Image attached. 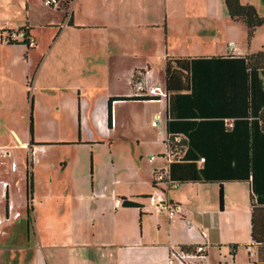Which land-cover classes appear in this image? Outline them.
<instances>
[{
  "label": "crops",
  "instance_id": "obj_1",
  "mask_svg": "<svg viewBox=\"0 0 264 264\" xmlns=\"http://www.w3.org/2000/svg\"><path fill=\"white\" fill-rule=\"evenodd\" d=\"M240 1L264 13V0ZM195 13L205 19L199 28L208 29L211 41L194 51ZM238 25L244 27L230 19L224 0H62L58 7L42 0H0V147L17 164L15 150L25 149L20 176L18 167H9L12 159L0 170V178L9 181L8 188L0 186V218L7 198L20 211L18 218L0 223V264H167L172 246L201 241L202 231L207 264H264V201L252 197L245 174L220 175L209 166L203 178V156L175 164L172 175L181 184L167 194L180 205L183 219L154 210L152 169L163 159L148 156L163 153L165 134L181 128L179 120L170 121L167 98L113 99L108 123V98L133 96L137 69L146 67L152 84L155 62L164 82L168 57L224 55L229 40L238 55L264 46L263 34L259 49L245 45ZM17 29H26L35 46L9 40ZM28 91L32 104L39 99L27 200L31 135H23L18 124ZM15 180L20 195L12 187ZM124 199L137 205H124ZM184 219L192 221L190 229Z\"/></svg>",
  "mask_w": 264,
  "mask_h": 264
},
{
  "label": "trees",
  "instance_id": "obj_2",
  "mask_svg": "<svg viewBox=\"0 0 264 264\" xmlns=\"http://www.w3.org/2000/svg\"><path fill=\"white\" fill-rule=\"evenodd\" d=\"M224 4L230 19L245 26L248 38L258 26L264 27V15L253 4L240 0H224ZM164 86L170 121L179 120L181 126L168 133L183 134L188 140L184 154L170 163L171 177L175 179L173 165L192 163L203 156L201 177L208 176L206 168L209 166H214L220 175L245 174V179L251 183L252 197L255 195L257 202L264 201V46L247 55L168 57L164 64ZM28 96L30 144H34L29 91ZM132 98L153 97H109V125L112 100ZM173 113L177 116H172ZM197 137L208 138V142L200 145L195 142ZM26 173L30 191V171ZM122 203L137 205L126 199ZM29 213L30 205L26 209L27 218Z\"/></svg>",
  "mask_w": 264,
  "mask_h": 264
},
{
  "label": "built area",
  "instance_id": "obj_3",
  "mask_svg": "<svg viewBox=\"0 0 264 264\" xmlns=\"http://www.w3.org/2000/svg\"><path fill=\"white\" fill-rule=\"evenodd\" d=\"M43 4L49 7H58L62 0H42ZM9 40H17L20 39L23 41L28 48L35 46L36 41L30 35V33L26 29H17L10 31L8 33ZM228 50L227 53L237 54V50L235 48V43L233 40H229L227 43ZM148 70H137L136 74H134L132 80V89L133 96L138 97H153L158 99L167 98V91L165 89L164 83L161 85L160 83H152L149 84L146 80V75ZM159 118H156L152 121V125L157 124ZM164 140L166 142V150L159 154H150L148 156V160L152 161L155 157L160 156L163 159V164L158 167H154L152 169V184L154 188L157 189V193L155 195L150 196V200L153 203L154 210L159 212H165L168 218L179 217L183 219L182 209L180 205L176 202H173L168 197V191L171 189H175L180 185V182L176 179H173L170 175V163L176 159H179L187 148V138L183 134H173L166 133ZM34 144H29L26 151L25 163H26V172L30 171V166L32 165V161L35 153ZM203 160V158H201ZM4 163V161H2ZM9 167L11 171H15L18 167V164L15 160H11L9 162ZM25 175L27 176V173ZM18 180L14 181V184H17ZM0 186L3 189L8 188L9 181L0 178ZM20 216V211L16 209V206L13 200L8 199L5 203V214L2 218H0V223L3 220H14ZM190 229L192 227V221L188 219H184ZM202 238L201 241L194 242L190 245L184 246H172L170 248L167 264H207L206 261V252L208 249V240L207 233L202 231L200 233Z\"/></svg>",
  "mask_w": 264,
  "mask_h": 264
},
{
  "label": "rangeland",
  "instance_id": "obj_4",
  "mask_svg": "<svg viewBox=\"0 0 264 264\" xmlns=\"http://www.w3.org/2000/svg\"><path fill=\"white\" fill-rule=\"evenodd\" d=\"M161 2H163V0H161ZM263 4H262V6L264 7ZM188 5L191 7L192 5H194V2L191 1V2L188 3ZM54 12H56V10H54ZM183 15H184V12L183 11H181V14H179L178 12L176 13V21L178 22V25H179V21H182L183 20ZM195 15H197L198 17H196L195 19H193V21H194V25H196V27H197L198 32L197 33L194 32V37H193V49H194V51H195L196 45L197 46H201V45L204 44V42L211 41V40H209L210 35L204 33V31H206L207 33H209L208 29H205L203 27L202 28H199L200 26H204L203 23L206 22L205 19L204 18H201L200 15H198L197 13H195L193 15V17ZM54 17H57V16L55 15ZM227 18H228V16H227ZM220 21L221 20H219V22ZM221 24H223V23H221ZM238 26H241L239 29H240V32H241V38L240 39L242 40V42L245 45H247V43L250 42L251 43V47H252L251 49H259V47L261 45L260 44L261 43L260 42L261 41L260 40V34H263L264 35V27L256 28L255 31H254V33H253V36L251 38H248L247 37L246 28H244L245 26L244 27L242 25H238ZM223 29H226V28H223ZM175 30L176 31H179V28H175ZM40 33H41L42 36H46L47 35L46 31H43V30H41ZM140 69L145 70V71L148 70V69H146V67L140 68ZM150 71L153 72L154 73L153 74L154 77L157 78V81H155L154 83H160L161 85H163V83H164L163 82V71L161 70L160 65L155 64V62H154L153 63V69L150 68ZM28 82H30V79L28 80ZM97 83H100V82H97ZM25 96H26V93L24 95V98H26ZM20 97H21L20 96V93H18L17 96H16V99L17 98H20ZM35 99H39L38 96L34 97V99H33V104H32V117H34V114L36 115V113H37V112H34ZM42 99H43V102H46L50 106V101L47 100V98L42 97ZM30 110H31V108H30V101H28L27 104H26V107H24V109L22 111L23 117H20V118L18 117L19 118V124H18L19 131H21L23 133V135L24 134L29 135V113H30ZM62 115H63V117H65L67 115V112H63ZM133 117L135 119V115H133ZM71 130H72V126H71ZM4 149H5L4 147L3 148L0 147V170H2V171H3V169L5 167L8 166V162L12 159V156H9V157L7 156L9 154V152H6ZM24 151H25L24 148H17L15 150V154L17 155V159H18V163H19L18 164L19 165L18 166V170L16 172V177H18V176L21 175V171H22V169L24 167V164H23L24 163L23 162V159H24V156H23L24 155ZM2 161H4V163ZM12 187L14 188V190H16V193L17 194L19 193V195H20V192H21L20 191L21 190V184L14 185V183H12ZM25 218L26 217H25V215L23 213V215H22V220L23 221L22 222H24ZM19 228H20V226H19ZM23 228H25L24 225H23Z\"/></svg>",
  "mask_w": 264,
  "mask_h": 264
},
{
  "label": "water",
  "instance_id": "obj_5",
  "mask_svg": "<svg viewBox=\"0 0 264 264\" xmlns=\"http://www.w3.org/2000/svg\"><path fill=\"white\" fill-rule=\"evenodd\" d=\"M30 196H31V193L28 190V179H27V176H26V198L30 199Z\"/></svg>",
  "mask_w": 264,
  "mask_h": 264
}]
</instances>
